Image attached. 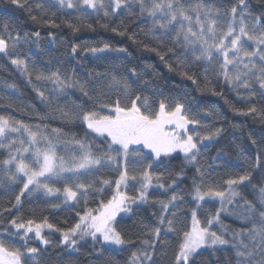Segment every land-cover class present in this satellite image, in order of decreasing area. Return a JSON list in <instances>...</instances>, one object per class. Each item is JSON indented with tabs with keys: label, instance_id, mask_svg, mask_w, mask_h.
Returning a JSON list of instances; mask_svg holds the SVG:
<instances>
[{
	"label": "snow or ice",
	"instance_id": "1",
	"mask_svg": "<svg viewBox=\"0 0 264 264\" xmlns=\"http://www.w3.org/2000/svg\"><path fill=\"white\" fill-rule=\"evenodd\" d=\"M10 3L25 11L37 30L0 23V60L19 73L45 110L28 113L35 115L34 124L0 114V188L10 193L19 187L13 199L0 202V264H43L50 248L59 249L58 264H75L73 257L88 241V255L94 257L89 264H116L111 253L135 243L126 220L149 203L160 206L156 224L138 225L139 247L126 264H163L172 245L162 239V230L176 239L171 264H200L205 252L227 247L235 264H264V133L248 134L254 158L241 152L237 164L217 150L209 164L204 153L226 129L202 122L220 114L193 95L220 97L234 114L264 124V0ZM62 26L73 34L99 27L126 37L140 52L154 54L167 72L181 78V85L190 83L192 91L165 81L154 64L107 41L71 44L67 63L74 66L55 55L44 59L49 53L41 48L42 41L53 49L58 40L61 47L67 43L57 35ZM41 28L48 30L46 36ZM85 58L97 67L85 68ZM5 87L12 94L19 90L14 82ZM225 89L244 107L230 101ZM0 108L11 109L13 104ZM49 119L65 126L79 122L84 134L77 137L52 128ZM58 147L65 155L57 153ZM174 154H182L179 172L170 163ZM189 165L190 187L181 190L186 201L176 189L178 181L188 179ZM221 165L242 171L224 179L213 174ZM253 172L258 173L256 182ZM150 190L170 195L151 201ZM36 199H42L47 210L70 213L73 222L53 223L49 216H37V208L25 215V201ZM223 215L243 221L230 238H225ZM56 234L58 243L51 238Z\"/></svg>",
	"mask_w": 264,
	"mask_h": 264
},
{
	"label": "trees",
	"instance_id": "2",
	"mask_svg": "<svg viewBox=\"0 0 264 264\" xmlns=\"http://www.w3.org/2000/svg\"><path fill=\"white\" fill-rule=\"evenodd\" d=\"M55 11V9H53ZM57 16L60 18L63 17L62 13H57ZM8 22L10 24L16 25L18 27H22L24 30L35 31L37 30L36 26L33 25L28 17V14L23 10H18L11 3L10 0H0V23ZM59 23V19L57 20ZM75 23V20L72 21ZM89 23H92L94 26L96 22L94 20H88ZM41 31L42 36H46L47 29H39ZM57 35L60 39L66 41V47L69 48L71 44H82L84 42L88 43H96L99 41H107L112 43L114 46H124L127 47L129 52L132 53L133 58L139 57L140 61H147L148 63L154 64L155 68L160 72L163 79L167 82H172L177 85H181V78L178 75L167 72L165 67L158 63L157 58L154 54L143 53L140 52L136 45L132 44L126 37H118L115 34L105 31L99 27L96 28L95 32H91L88 30H82L79 33L73 34L71 30L67 27L62 26L60 29L56 30ZM48 46L51 48L49 50L50 55L46 58L49 59L51 55L57 56L58 50L53 49V46L48 45L47 41H42L41 48L45 49ZM48 51V50H47ZM79 58V57H78ZM45 59V58H44ZM69 57H66V66H74L73 64L67 63ZM0 85L4 86L5 90L9 92V95L0 97H5L7 99H0V104H6L7 102H11L13 104V108H0V114L9 115L14 117L17 120H23L25 123L34 124L38 121L35 119V115L33 114L31 117L28 113L32 112V109L35 108L37 112L43 114L44 106L36 99L35 93L24 82L23 78L16 72L15 69L12 68L10 64L6 61L0 60ZM85 68H94L97 67L95 63L90 58H85L84 60ZM135 66V65H133ZM97 70H103L97 68ZM79 71V70H78ZM14 82L18 86V91L15 94H12L11 90L7 89L5 85L7 83ZM181 87L187 88L188 91H192V86L190 83L183 84ZM227 98L236 104L237 107H244V105L235 99L234 94H229L227 89H225ZM193 95L197 97L198 101L203 104L205 107L215 108V110L220 114L219 117L215 120L211 119H202V122L208 124L210 128L221 127L223 126L226 131L224 134L217 139L215 143L209 146L207 152L204 153V160L209 164L212 163V157H214L217 153V150H223L227 153L228 158L233 163H240L239 157L241 152L245 156H249L254 158V152L250 145V141L248 139V134L251 133L254 137H259L261 133H264V124L253 121L251 117L238 116L234 114V112L225 104L224 100L220 97H213L208 94L201 95L199 93L193 92ZM75 98V97H73ZM63 103V102H62ZM17 108H22L23 112L16 111ZM195 110V109H194ZM47 123L52 128H62L65 133H75L77 137L82 136L84 134V128L79 122H76L74 125L65 126L59 119H49ZM232 125H238L239 127L233 128ZM60 153L59 155L64 154V150L62 147H59ZM203 151V150H202ZM4 155L3 150H0V158ZM175 158L170 161L173 166V169L176 172H179L181 166L183 165L182 154L177 155L174 154ZM219 164V162H217ZM242 169H225L222 165L215 168L214 175L219 173L220 177L227 179L228 176L235 171ZM209 171H213V169H209ZM185 172L187 174L188 179H184L182 181H178L179 187L176 189L180 191L181 195H185L182 189L190 187V177L193 174L192 167L185 166ZM258 176L257 172H253L254 182H256L255 178ZM219 178V177H218ZM59 187L60 185H56ZM19 187H15L10 193L6 192L3 188H0V202L8 201L9 199H13L16 194H18ZM242 194L247 196L248 199H251V195L247 189H242ZM170 193H165L163 190H150L149 196L151 201L156 200H166ZM189 198L185 195V200L187 201ZM53 202H59L53 200ZM7 206V205H6ZM190 205H185L188 207ZM206 207H213L212 205H206ZM215 207H219L218 204ZM231 207V206H229ZM29 208H37V216L46 215L52 220L53 223H61L65 220L69 221V223L73 222V216L63 210L59 211H50L47 210L46 205L44 204L42 199L33 200L29 203L27 200L25 201L24 213L27 214V210ZM43 209V211H41ZM214 210V209H213ZM15 211V210H13ZM160 206L156 203H149L142 205L138 209L135 210V215L126 220V226L128 230V235L135 241V243L121 252H113L111 255L114 257L116 264H126V260L130 255L131 251L135 250L139 247V239L138 235L141 232V228L138 226L141 223L155 226L156 217L159 215ZM224 225L227 227L228 232L225 235V238H230L231 230H238L243 221L237 219L235 216L231 215H223L221 217ZM61 226L62 223H61ZM219 231V229H215ZM54 242H59V234H56L51 237ZM146 238V237H144ZM162 239L168 240L172 245L171 248L168 249V258L163 261V264H171V256L176 250V239L171 234L165 236L162 230ZM247 242V241H245ZM32 246L41 247L39 241H32ZM59 249H49L48 254H46L43 264H58L56 252ZM92 251L91 241L84 243L81 247V253L73 257L75 264H89L90 259H94V257H90L88 253ZM200 264H235L234 253L231 247L222 248L217 250L214 254H209L205 252L201 257H199Z\"/></svg>",
	"mask_w": 264,
	"mask_h": 264
},
{
	"label": "rangeland",
	"instance_id": "3",
	"mask_svg": "<svg viewBox=\"0 0 264 264\" xmlns=\"http://www.w3.org/2000/svg\"><path fill=\"white\" fill-rule=\"evenodd\" d=\"M55 49H56V50L59 49V50H58V54H57V56L61 57V59H64V60L66 61V57L68 56V55H67V47H66V44H65L63 47H61V46H60V42H59V40H58V41H57V44H56V46H55ZM47 50H48V51H47ZM49 50H51V48L48 47V46H46V47H45V51H46L47 53H49V55H50ZM49 55H45L44 58L46 59ZM46 60H47V59H46ZM0 95L5 96V97H6V95H9V92L6 91L5 88H4V86H1V85H0ZM57 153H60L59 147L57 148ZM61 155H65V153H64V154H61ZM214 230H215V229H214Z\"/></svg>",
	"mask_w": 264,
	"mask_h": 264
}]
</instances>
